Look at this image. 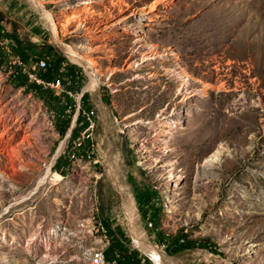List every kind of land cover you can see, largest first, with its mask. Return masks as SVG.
I'll use <instances>...</instances> for the list:
<instances>
[{
	"label": "rangeland",
	"instance_id": "374dc122",
	"mask_svg": "<svg viewBox=\"0 0 264 264\" xmlns=\"http://www.w3.org/2000/svg\"><path fill=\"white\" fill-rule=\"evenodd\" d=\"M0 30V264H264V0H0Z\"/></svg>",
	"mask_w": 264,
	"mask_h": 264
},
{
	"label": "built area",
	"instance_id": "2783aa9c",
	"mask_svg": "<svg viewBox=\"0 0 264 264\" xmlns=\"http://www.w3.org/2000/svg\"><path fill=\"white\" fill-rule=\"evenodd\" d=\"M0 48H2L5 53L8 54V57H11V55L13 54V48L11 46H9V42H7L4 38V31L1 30L0 31ZM11 63V62H10ZM15 65H20V67L22 68L21 71H17L15 70L13 72V74H16L17 72H22L24 74H26L28 76V78L33 82L36 83L40 86H46V87H51L53 89H57V90H61L65 96L67 98H75V94L74 91L72 90V88L67 84L65 85L63 83V79L62 78H55L53 80H51L50 82H45L44 80H42L40 78V76L38 75V71L41 69H45L47 67V63L45 60H40L38 61L35 66L32 68L33 71H28L26 69L25 64L22 60H20L19 58L15 60ZM81 101V100H80ZM62 103H64L66 106H68V109L72 108V105L69 104L68 101H65V99L62 100ZM80 104H79V110H80ZM84 119H85V124H86V128L83 131L82 134V140L84 142H89L92 141L93 139V133L94 130L96 128V123L94 121V114L93 112L91 113H86L84 112ZM78 147L82 146V142H79L77 144ZM97 262H100L102 264H105V256L104 253L102 252V255L100 256L99 260Z\"/></svg>",
	"mask_w": 264,
	"mask_h": 264
},
{
	"label": "trees",
	"instance_id": "16d2710c",
	"mask_svg": "<svg viewBox=\"0 0 264 264\" xmlns=\"http://www.w3.org/2000/svg\"><path fill=\"white\" fill-rule=\"evenodd\" d=\"M1 31V30H0ZM20 53L22 55V58L25 59V51L26 49L23 47V45H20ZM54 52V50H51L50 53H48L49 55H53L52 53ZM54 56V55H53ZM55 58H57L56 56H54ZM23 61V60H22ZM64 61L62 62H59L61 65L63 64ZM65 65V64H63ZM63 67V66H62ZM66 67H64V70H65ZM40 78L42 80H44L45 82H50L51 80L55 79L56 77L54 76V74H52V71L49 67H46L45 69H41L39 70V74ZM14 78L16 79V81L18 83H20L21 85H26L27 87L29 88H35V89H39L41 88L42 86L36 84V83H33L26 74L22 73V72H17L16 74H14ZM110 256H109V253L107 254L106 253V256H105V259H108V261H111L109 260ZM119 262H116L117 263H121V261H126V259H123V260H118Z\"/></svg>",
	"mask_w": 264,
	"mask_h": 264
},
{
	"label": "bare ground",
	"instance_id": "6f19581e",
	"mask_svg": "<svg viewBox=\"0 0 264 264\" xmlns=\"http://www.w3.org/2000/svg\"><path fill=\"white\" fill-rule=\"evenodd\" d=\"M92 85H93V86H96V82L94 81V83H93ZM4 141H5V139H4ZM0 142H1V141H0ZM5 143H6V141H5ZM12 143H13V142H12ZM8 144H9V143H8ZM8 144H7V145H8ZM2 145H3V144H2ZM5 146H6V144H5ZM23 147H24V144H23ZM12 148H13V146H12ZM9 149H11V148H9ZM13 149H15V148H13ZM6 150H7V149H6ZM61 150H63V149H61ZM61 150H60V152H61ZM14 152H15V151H14ZM15 154H16V153H15ZM12 155H13V154H12ZM16 155H17V154H16ZM9 156H10V155H9ZM18 156H19V155H18ZM13 157H14V159H15V157H17V156H14V155H13ZM10 158H11V157H10ZM17 160H18V159H17ZM14 161H15V160H14ZM12 162H13V161H12ZM17 162H18V161H17ZM17 162H16V163H17ZM21 162H22V161H21ZM16 163H15V165H17ZM12 164H13V163H12ZM23 164H24V163H23ZM21 165H22V164H21ZM17 166H18V165H17ZM19 166H20V165H19ZM14 168H16V167H14ZM23 168H24V167H23ZM14 173H15V172H14ZM162 258H163V257H162ZM167 260H168V259H167Z\"/></svg>",
	"mask_w": 264,
	"mask_h": 264
}]
</instances>
